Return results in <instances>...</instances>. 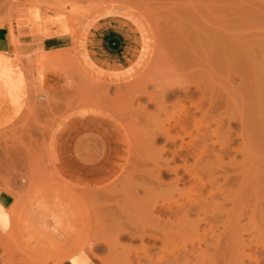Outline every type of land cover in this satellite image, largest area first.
<instances>
[{
  "label": "bare ground",
  "instance_id": "obj_1",
  "mask_svg": "<svg viewBox=\"0 0 264 264\" xmlns=\"http://www.w3.org/2000/svg\"><path fill=\"white\" fill-rule=\"evenodd\" d=\"M184 4L187 24L182 38L174 35L175 43L181 40L179 52L169 56L173 65L147 82L160 83L178 72L189 90L149 92L143 85L147 103L159 112L169 105L178 109L166 118L160 117L165 110L146 116L143 169L120 202L127 221L117 224L140 244L127 247L124 262L264 264V0ZM146 104L138 111L148 109ZM96 124L86 127L84 141L68 152V166L80 180L110 160L108 130ZM137 188L145 194L137 195ZM154 190L159 194L150 195ZM14 236L0 233L2 264L27 262L10 259ZM93 247L87 241L75 248L101 264Z\"/></svg>",
  "mask_w": 264,
  "mask_h": 264
},
{
  "label": "rangeland",
  "instance_id": "obj_2",
  "mask_svg": "<svg viewBox=\"0 0 264 264\" xmlns=\"http://www.w3.org/2000/svg\"><path fill=\"white\" fill-rule=\"evenodd\" d=\"M29 3L65 13L72 45L47 53L42 75L26 74L24 111L0 131V190L18 201L14 224L0 232L14 227L9 255L15 262L23 257L26 264H54L88 241L101 264H125L127 247L140 241L117 228L127 221L120 202L141 176L147 117L165 110L147 103L141 91L143 85L154 91L147 79L173 65L169 56L179 52L187 24L184 0H0V23H9L12 10ZM111 34L119 35V47L109 46ZM174 35H180L176 43ZM36 53L26 57L25 68ZM139 103L148 104L145 113L138 111ZM175 107L169 105L160 117L177 113ZM91 124L108 130L112 153L106 167L80 180L62 148L78 147ZM144 194L137 188V195ZM3 253L0 247V264Z\"/></svg>",
  "mask_w": 264,
  "mask_h": 264
},
{
  "label": "crops",
  "instance_id": "obj_3",
  "mask_svg": "<svg viewBox=\"0 0 264 264\" xmlns=\"http://www.w3.org/2000/svg\"><path fill=\"white\" fill-rule=\"evenodd\" d=\"M8 17L9 23H0V131L13 124L24 111L27 101V72H37L39 75V71H43L47 53L72 45L70 23L67 15L60 10L45 9L29 3L14 8ZM119 40L120 37L116 34L107 37L108 44L113 47H119ZM34 53L36 55L31 60L30 69L25 68L26 57ZM72 133L75 135L77 132L72 130ZM81 135L85 139V135ZM62 149L72 152L74 148ZM17 205L18 201L9 190H0V231L14 224ZM9 231L14 233V227ZM54 264L99 263L85 249L74 248L64 252Z\"/></svg>",
  "mask_w": 264,
  "mask_h": 264
},
{
  "label": "clouds",
  "instance_id": "obj_4",
  "mask_svg": "<svg viewBox=\"0 0 264 264\" xmlns=\"http://www.w3.org/2000/svg\"><path fill=\"white\" fill-rule=\"evenodd\" d=\"M151 85L155 86V90L163 88V90L166 92L170 89H180L183 92L187 93L189 90V86L185 84L184 77L180 73H175L172 76L164 79L160 83H150Z\"/></svg>",
  "mask_w": 264,
  "mask_h": 264
}]
</instances>
